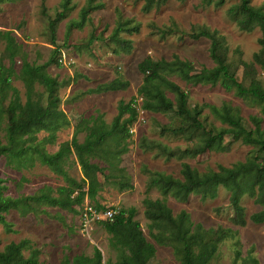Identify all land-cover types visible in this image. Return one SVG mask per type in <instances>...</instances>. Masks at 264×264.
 <instances>
[{
  "label": "rangeland",
  "instance_id": "1",
  "mask_svg": "<svg viewBox=\"0 0 264 264\" xmlns=\"http://www.w3.org/2000/svg\"><path fill=\"white\" fill-rule=\"evenodd\" d=\"M105 7L89 12V19L82 28L72 27L75 21H81L80 12L86 0H74L71 10L56 26V40L49 27L60 12L62 0H0V33L12 32L26 54L30 64L43 65L52 59L58 61L66 56V64L52 63L48 72L60 82L56 95L60 98L59 110H64L70 119V126L56 132V138L49 142V133L38 135L40 149L54 154L64 142H71L75 129L82 119L96 114L104 116L110 123L118 114L120 102H130L138 96L145 76L139 70V64L147 58L154 61L162 59L171 62L174 56L190 61L195 69L214 68L215 63L210 56V41L202 38L192 40L187 35L193 29L208 28L219 32L225 38L228 47V62L232 65L238 80L244 81L242 60L250 62L253 55L260 51L262 32L256 29L245 32L239 29L237 22L231 17L229 10L237 6L239 0H226L223 6L205 5L201 0H155L149 11L145 10V0H103ZM46 6V13L42 5ZM254 7L264 5V0H251ZM120 22H128L139 26V32H121L118 39L131 42L128 50L111 41V35ZM182 33L186 34L181 37ZM92 37L97 40L90 43ZM6 41L0 35V69L14 67L19 72L20 58L10 60L6 55ZM120 50L115 54L113 50ZM74 65L68 66V62ZM258 80L264 86V69L258 67ZM169 80L180 85L188 94V106L191 110L204 105L221 107L229 104L237 109L244 120V126L252 128L251 116L263 117V105L252 99L238 97L233 91H226L222 86H193L181 81L174 75L164 74ZM121 78L129 82L126 90L112 91L99 95H85V91L96 88ZM12 86L20 92L22 101H26L24 83L12 78ZM166 95L176 105V97L167 88ZM36 98H40L46 106L49 99L42 85L36 84ZM12 96L9 91L5 100L8 106ZM145 123L136 125V133L125 140L123 137L108 138L98 155L91 162L98 164L104 171L98 174L101 190L96 201L88 195L84 201L67 210L51 207L47 204H33L35 210L25 215L13 210L6 215L12 224L13 232L0 225V252L11 243L29 240L32 247L39 251L40 264H61L64 257L74 258L78 255L92 257L94 248L103 253V262H116L118 252L110 245L112 235L105 229L101 219L85 220L87 208L92 206L98 212L107 210H136L135 220L141 225L144 235L157 252L150 264H181L174 247L159 243L152 237L151 222L146 216L145 199L166 200L167 205L177 215L182 211L190 214L195 224L205 229L219 228L232 231L220 244L219 251L211 264H244L243 259L253 257L257 264H264V224L250 222L252 214L261 207L254 199L246 196L241 203L245 208L248 220L245 226L234 221V210L230 206V193L223 187L218 190L215 199L203 200L200 195H190L187 200L176 199L171 193L164 192L150 184L153 173L171 175L181 179V165L188 163L199 173L216 170L219 165L231 167L245 162L255 155L253 147L226 137L228 147L223 152H207L198 157L186 155L184 152L201 142L202 131L190 129L185 134L175 135L174 128L188 126L178 113L145 114ZM199 120L207 130L226 128L208 107H204ZM191 125V124H190ZM192 126V125H191ZM7 119L0 121V143L5 144ZM172 128V129H171ZM264 129V123H263ZM86 133L77 138L83 142ZM127 153H122L124 147ZM163 147V149H161ZM164 147L169 151H165ZM170 152L175 156L171 157ZM176 153L178 154L176 156ZM112 165H109V164ZM63 168L67 175L77 183H82L84 175L76 153L66 158ZM0 179L5 181L6 197L13 199L36 196L43 189H52V196L59 195L60 188H69L72 183L62 175L52 172L39 161L30 170H14L7 166L6 159L0 157ZM89 189V185L87 184ZM77 194L75 193L74 196ZM98 206L103 208L98 210ZM158 234V230L152 231ZM241 251L242 258L237 253ZM28 256L29 252H25Z\"/></svg>",
  "mask_w": 264,
  "mask_h": 264
},
{
  "label": "trees",
  "instance_id": "2",
  "mask_svg": "<svg viewBox=\"0 0 264 264\" xmlns=\"http://www.w3.org/2000/svg\"><path fill=\"white\" fill-rule=\"evenodd\" d=\"M74 0H62L60 12L54 20H50L49 27L56 40V26L65 18L71 10ZM145 10L149 11L155 0H145ZM184 1V0H179ZM205 5L223 6L226 0H201ZM105 7L103 0H86L80 12L81 21L73 22L72 27L82 28L89 19V12L93 9L101 10ZM43 13H46L45 4L42 5ZM231 17L237 22L239 29L245 32H253L257 28L262 32L260 39L261 49L253 55L250 62L242 60L241 66L244 70V82H240L228 62V47L225 45V38L219 35L216 30L208 28L193 29L187 36L192 40L205 38L210 41V56L215 67L202 68L194 72V65L179 56H174L173 61L164 59L154 61L152 58L145 59L139 64L140 72L145 76L143 85L138 90V97L143 99L142 108L152 113H178L188 126H181L172 129L175 135L185 134L191 128L195 131H202L199 145L185 150V154L198 157L207 152H223L228 148L225 144L226 137H232L235 141L253 147L255 155L249 157L245 162H240L231 167L219 165L216 170L206 173H199L188 163H182V178H174L171 175L153 173L150 176L151 186L160 188L165 195L171 193L176 199L187 200L190 195H200L203 200L215 199L218 196L220 187L230 193V206L234 210V221L245 226L248 222L245 208L241 201L249 196L261 207L259 212L252 214L250 222L256 225L264 224V129L263 117L251 116L252 128L244 126V120L239 111L229 104L221 107L204 105L200 110H191L188 106V94H186L176 82L169 80L164 74L174 75L181 81L193 86H222L226 91L234 92L238 97L252 99L263 105L264 115V86L258 80V67L264 69V5L254 7L251 0H239L237 6L229 10ZM139 32V26L131 27L128 22H120L111 35V41L119 44L125 50L131 46V42L125 39H118L121 32ZM0 35L6 41V55L10 60L20 58L22 66L17 72L14 67L0 69V121L7 119L5 144L0 143V157L6 159L8 167L14 170H30L35 167L37 161L47 166L52 172L62 175L72 183L69 188H60L57 197L52 196V189H43L36 196L13 199L4 194L5 181L0 179V225L8 232H13L12 224L7 220L6 215L16 210L23 215L35 210L33 204H47L67 210L84 201L86 195L92 201L101 190L98 174L103 169L91 159L102 150L103 144L108 138L122 137L127 140L132 135L130 128L135 124L138 111L133 107L136 100L120 102L118 115L111 123H108L104 116H98L83 120L75 129L71 142H64L60 149L49 154L40 149L38 135L41 132L49 133V142L56 138V132L70 126V120L63 110H59L60 98L56 95L60 82L48 72L52 63H58L53 59L43 65L30 64L22 45L18 43L12 32H2ZM186 34L182 33V38ZM97 39L92 37L90 43ZM115 54L120 50H113ZM60 63V62H59ZM58 63V65H59ZM21 80L26 87V101L23 102L20 92L13 87L12 78ZM42 85L48 95V103L45 106L40 98H36V84ZM129 82L121 78L106 84L99 85L96 89L85 92V95L102 94L112 91L126 90ZM164 88H167L176 97V105L167 97ZM9 91L12 96L8 106L5 100ZM210 108L212 113L225 125L226 128L207 130L199 120L204 107ZM192 126H191V125ZM86 133L83 142H79L77 136ZM163 149V147L161 148ZM165 151H169L164 147ZM76 153L79 165L82 168L84 179L77 183L71 179L63 168L66 158ZM125 146L122 153H127ZM178 154L176 153V156ZM170 156L175 155L170 152ZM109 165H112L111 163ZM89 185V189L87 187ZM75 193L77 194L76 196ZM146 216L151 222L150 231L153 238L161 244L174 247L176 255L181 264H211L219 251V244L232 233L229 229L219 228L205 229L201 224H195L188 212L182 211L177 215L167 205L166 200L145 199ZM98 206V210H102ZM136 210H120L113 222H103L105 229L112 235L110 245L118 252L116 262L109 260L107 264H150L156 255L155 246L148 241L144 235L141 225L135 220ZM158 230V234L152 231ZM29 252L26 256L25 252ZM242 258V253H237ZM244 264H257L253 257L243 259ZM0 264H40L39 251L34 249L29 240L20 243H11L0 252ZM61 264H104L103 253L97 247L94 248L92 257L78 255L74 258L64 257Z\"/></svg>",
  "mask_w": 264,
  "mask_h": 264
},
{
  "label": "built area",
  "instance_id": "3",
  "mask_svg": "<svg viewBox=\"0 0 264 264\" xmlns=\"http://www.w3.org/2000/svg\"><path fill=\"white\" fill-rule=\"evenodd\" d=\"M66 56L63 55L62 58H60L59 62L62 65L66 64V60H65ZM67 59V58H66ZM68 62V60H67ZM72 66L74 65L73 62H68V66ZM142 102L143 99L141 97L136 98L133 107L137 109L138 111V117H137V121L135 122V124L130 128V134L134 135L136 133V125L137 124H141V123H145V114L147 113L143 108H142ZM119 214V211L116 210H107L105 212H98L96 209H94L92 206H89V208H87V212L85 213V220L87 222V220H89V218H96V219H101L104 221H110L113 222V220L115 219L116 215Z\"/></svg>",
  "mask_w": 264,
  "mask_h": 264
},
{
  "label": "crops",
  "instance_id": "4",
  "mask_svg": "<svg viewBox=\"0 0 264 264\" xmlns=\"http://www.w3.org/2000/svg\"><path fill=\"white\" fill-rule=\"evenodd\" d=\"M103 84H106V83H103ZM100 85H101V84H100ZM98 86H99V85H98ZM98 86H97V87H98ZM97 87H96V88H97ZM96 88H91V89H96ZM91 89H88V90H91ZM88 90H87V91H88ZM87 91H85V92H87ZM120 91H121V90H120ZM102 94H103V93H102ZM104 94H105V93H104ZM86 95H88V94H86ZM92 95H99V94H92ZM63 111H64V110H63ZM64 112H65V111H64ZM65 113H66V112H65ZM66 114H67V113H66ZM117 115H118V114H117ZM117 115H116V116H117ZM67 116H68V114H67ZM96 116H98V114H96L95 116H92V117H90V118L82 119V121H83V120H89V119H92V118H94V117H96ZM68 119H69V117H68ZM69 120H70V119H69ZM82 121H81V122H82ZM112 121H113V120H112ZM110 123H111V122H110Z\"/></svg>",
  "mask_w": 264,
  "mask_h": 264
}]
</instances>
